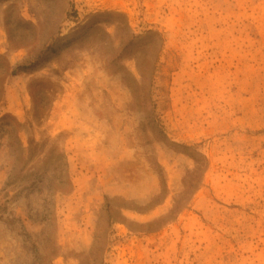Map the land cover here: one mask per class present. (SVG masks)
Wrapping results in <instances>:
<instances>
[{"label": "rangeland", "instance_id": "rangeland-1", "mask_svg": "<svg viewBox=\"0 0 264 264\" xmlns=\"http://www.w3.org/2000/svg\"><path fill=\"white\" fill-rule=\"evenodd\" d=\"M0 264H264V0H0Z\"/></svg>", "mask_w": 264, "mask_h": 264}, {"label": "trees", "instance_id": "trees-1", "mask_svg": "<svg viewBox=\"0 0 264 264\" xmlns=\"http://www.w3.org/2000/svg\"><path fill=\"white\" fill-rule=\"evenodd\" d=\"M128 37H133L131 41H129L128 43L125 44V46L131 42H133L134 38L136 37L134 35V33H131V34H128L126 35ZM64 44L68 45L69 43L68 42H65ZM156 44V42L154 43ZM53 51H55V47L52 48ZM154 49H152L150 52L147 53V55L145 57H143L142 60L139 59V71H140V75H141V78H140V83L139 84H143V87H146V86H150L151 89L149 90V93L147 94V97L144 98L143 102L145 105L149 104V106L152 108V111H154L155 107H156V103L154 102V98H153V92H152V87H153V83H152V80H153V76L155 74V69H156V66H155V63H156V53L155 51H153ZM137 49L136 47H132L131 50H128L125 55L131 53V52H134L136 53ZM121 55L123 56L124 55V50L121 52ZM124 55V56H125ZM123 56V57H124ZM122 57V58H123ZM28 67L27 64H24V65H21L20 68L22 69H26ZM135 83H138L137 80H134ZM135 88H133V91H136L134 90ZM98 243V238H97V242Z\"/></svg>", "mask_w": 264, "mask_h": 264}]
</instances>
